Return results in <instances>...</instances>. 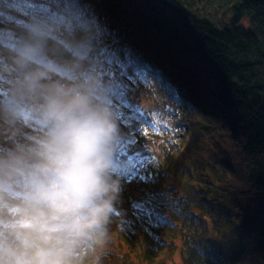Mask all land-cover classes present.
Here are the masks:
<instances>
[{"label":"trees","instance_id":"16d2710c","mask_svg":"<svg viewBox=\"0 0 264 264\" xmlns=\"http://www.w3.org/2000/svg\"><path fill=\"white\" fill-rule=\"evenodd\" d=\"M236 1L240 4L235 12L242 14L251 9L254 21L261 20L264 28V11L258 9V5L264 8V0ZM27 2L0 0V42L5 47L0 48V56L4 55L8 60V63L0 62L1 73L7 70L11 74L20 73L13 53L24 40L26 31L32 28H22L25 10L29 7ZM170 2L176 3L177 7ZM140 3L143 4L141 16L156 17L152 22H157V28L169 26L173 38L177 37L183 49L179 55H172L170 61L153 69L160 73L163 83L156 78L153 80L161 84L160 87L169 89L170 86L174 90L172 94L162 89L158 93L165 110L183 108L184 105L190 110L192 119L187 121H190L191 141L185 147L174 141L165 153L162 145L152 138L158 136L156 131L152 136L139 130L132 138L129 133L134 128L129 127L134 125L127 123V114L120 115L113 109L111 99L103 95L98 77L92 72L87 75L95 84L97 100L115 117L117 136L113 166L126 180L119 182L120 191L114 203L117 214L113 213L107 226L105 242L86 250L80 263L175 264L181 254L182 264H244L257 255L255 244L257 252L264 254V246L260 244L264 240V60L260 59L264 58V44L262 52L241 53L234 46L241 38H224L227 33L220 31L227 30L230 24L219 26L202 13L198 15L200 17L193 15V11L186 10L177 0ZM158 4L162 9L166 4L173 16L177 12L174 19L181 16L176 19L178 23L166 18L165 9L158 14ZM35 6L34 20L40 19L39 13H46L47 18L40 21L39 28L48 41L47 54L50 58L51 55L58 58L60 50H54L56 46L50 42L49 35L61 15L50 16L43 5ZM49 6L55 8L51 2ZM137 8L132 4L127 15H134ZM115 27L119 30L118 22ZM120 37L128 41L121 31ZM188 38L195 42H189ZM226 53L228 56L224 57ZM134 61V57L129 59L130 63ZM54 62L61 76L60 66ZM82 62L87 64L89 60ZM61 64L68 68V57ZM244 64L249 67L243 69ZM140 78L143 82L149 81L144 76ZM199 109L211 114L204 117ZM211 115L218 118L219 124L210 118ZM137 117L149 124L144 116ZM236 123L237 131L234 132ZM140 136L147 140L144 148H124L128 139L132 142L130 147ZM241 149L245 154L244 164L232 161ZM166 164L170 168L164 175L149 178L146 174L137 180V165L147 166V171L149 168L161 169ZM182 171L183 179L177 187L169 186L167 178H181ZM118 176L114 169V178L119 180ZM251 188L260 192L261 197L252 194ZM236 199H241L243 204L237 202L236 206ZM254 203L256 208L253 207L251 215L243 218L239 206L245 209ZM224 216L236 224L230 227L231 224L223 220ZM194 225L199 228L198 233L194 231ZM187 237L191 241H187ZM167 240L170 244L165 248L164 241Z\"/></svg>","mask_w":264,"mask_h":264},{"label":"clouds","instance_id":"9594fccd","mask_svg":"<svg viewBox=\"0 0 264 264\" xmlns=\"http://www.w3.org/2000/svg\"><path fill=\"white\" fill-rule=\"evenodd\" d=\"M47 49L33 26L13 53L40 131L0 148V264H80L105 242L120 191L113 113L88 77H61Z\"/></svg>","mask_w":264,"mask_h":264},{"label":"bare ground","instance_id":"6f19581e","mask_svg":"<svg viewBox=\"0 0 264 264\" xmlns=\"http://www.w3.org/2000/svg\"><path fill=\"white\" fill-rule=\"evenodd\" d=\"M141 0H116V2L120 5H125L126 9L129 8L131 6V4H138ZM177 1H187V0H177ZM192 2H198L201 0H189ZM205 1H210V2H214L216 5V9H217V15L219 16V13L221 10L225 11V15L228 13L229 14V20H226L227 22L225 23V25H229L225 30H220L224 33H227L224 38H241V40L239 42H237L234 46L238 47V50L241 53H247V52H257V51H261L262 52V46L264 44V28L263 26H261V20H256L254 21L253 15L251 13V9L249 11H246L245 13L240 14V12H235V10L237 9V7H239V2L236 0H205ZM171 3V2H170ZM171 5L173 7H177L176 3H171ZM136 6H140L139 8H137V11H140V14L136 13L133 15L135 18V23L142 25L144 30H148L151 26V24H153V19L156 18H143L141 16V12H142V6L140 5H136ZM160 5H158L155 8L158 14L163 13V10L165 9L166 12V17H170L171 19L174 18L175 15H178L177 12H175V15L173 16V13L171 12L170 8L167 7L166 4H164V8L162 9V7H159ZM241 7V6H240ZM226 9V10H225ZM258 9L260 12L264 11V8H262L261 6L258 5ZM239 11V9H238ZM201 13L197 14L200 15ZM219 20L221 21V17L219 16ZM233 29V30H231ZM243 32V33H240ZM126 32H123L122 34H125ZM223 33V34H224ZM145 33L141 34V37H144ZM192 38H188V41L190 42ZM166 41V39H164L163 43ZM228 54L226 53L224 55V57H227ZM260 58V57H259ZM260 59L264 60L263 57H261ZM247 67H249L248 64H244L242 66L243 69H246ZM210 118H214L216 119L215 122H217L219 124V120L217 117L214 116H210ZM218 125V129H219ZM244 158H245V154L243 152V150L241 149L239 151V155L233 158V162L238 163V164H244ZM237 202L239 204H243V201L241 199H236L235 205L237 204ZM237 206V205H236ZM256 208L255 203L254 206L251 204L249 206H247L245 209H243L241 206H239V208H241L242 210V217L246 218L247 216L251 215V211L252 209ZM261 245L264 246V240L261 241L260 243ZM254 250L255 253H257V246L255 244L254 246ZM257 260H259L261 263L264 264V261L260 260L258 258V255L254 256ZM262 259H264L263 255H262Z\"/></svg>","mask_w":264,"mask_h":264},{"label":"rangeland","instance_id":"374dc122","mask_svg":"<svg viewBox=\"0 0 264 264\" xmlns=\"http://www.w3.org/2000/svg\"><path fill=\"white\" fill-rule=\"evenodd\" d=\"M182 2V5L183 6H185L186 7V10H191V11H193L194 12V14L193 15H196V16H198L197 14H199V13H202L203 15H205V17H209V18H211L212 20H213V22L214 23H216V24H219V26H222L223 24H225L227 21L226 20H229V14L227 13L226 15H225V11L224 10H221L220 11V13H219V16L221 17V21L219 20V16L217 15V9H216V5H215V3L214 2H210V1H205V0H201V1H198V2H192V1H189V0H187V1H181ZM136 5H138V4H136ZM159 5V4H158ZM131 6H132V4H131ZM109 8L108 9H111V8H113L114 6H113V4H110L109 6H108ZM65 9V8H64ZM66 10V9H65ZM226 10V9H225ZM101 16V15H100ZM180 17L181 16H176V19H180ZM198 17H200V16H198ZM100 18H102V17H100ZM167 19H170V17H166ZM176 19H174V18H172V19H170L169 21H173V20H175V22L176 23H178L177 21H176ZM225 22V23H224ZM87 36V38H90V36L89 35H86ZM176 40H177V37L175 38ZM195 39H191V41L192 42H195L194 41ZM173 51H176V46H174L173 47ZM143 95H147V93H143ZM145 104H147V100L145 101ZM149 105H156L153 101H151V100H149ZM160 115V112L159 113H157V112H155L154 113V116L155 117H158ZM187 116H188V118H189V116H191V114H188V112H187V114H186ZM1 117H3V113H2V111L0 110V118ZM189 119H192V118H189ZM166 120H167V122L170 124L171 123V121L173 120V118L171 117V115H167V118H166ZM236 126H237V123L235 124V126H234V132H236L237 131V129H236ZM169 127H172V125H169ZM138 131V129H136V131H134L133 133H131V137L133 138L135 135H138V134H136V132ZM0 132L2 133V129H1V127H0ZM233 132V133H234ZM186 136H188V134H186ZM166 143V145H171L172 144V142H171V139L169 138V139H167V141L165 142ZM189 143V138H186L185 140H184V142L182 143V146L183 147H185L187 144ZM193 145V144H192ZM194 147V146H193ZM182 168L183 167H181V170H182ZM184 171H182V176H181V178H173V177H170V178H167V180H168V182L170 183V184H175L177 181L180 183L181 181H182V177H183V175H184V173H183ZM118 178H119V182H121L122 181V179L118 176ZM242 182V180L241 179H239V183H241ZM166 183V182H165ZM167 184V183H166ZM251 190L253 191V193L252 194H255V196H258V197H261V195H260V192H257L254 188H251ZM223 220L224 221H226V223L227 224H231V226L230 227H232V224L234 223L233 221H231L230 220V218L229 217H227V216H224L223 217ZM240 222H238L237 224H239ZM234 224H236V223H234ZM189 226L191 227V225L189 224ZM194 231L196 232V233H198V231H199V228L197 227V225H194ZM187 241H191V239L189 238V237H187ZM165 243H164V247L166 248V247H169V240H167V241H164ZM163 245V244H162ZM165 250H169V249H164V251ZM84 253H86V251L84 252ZM257 255H258V258L260 259V260H262V261H264V259H262V254H261V252L260 253H258L257 252ZM263 257H264V254H263ZM182 262H183V258H182V256H181V254L176 258V262H175V264H182ZM260 261L259 260H257L255 257L254 258H251V259H249V261L248 262H246V263H244V264H258ZM81 264V263H80ZM260 264H263V263H260Z\"/></svg>","mask_w":264,"mask_h":264},{"label":"snow or ice","instance_id":"6c2138e0","mask_svg":"<svg viewBox=\"0 0 264 264\" xmlns=\"http://www.w3.org/2000/svg\"><path fill=\"white\" fill-rule=\"evenodd\" d=\"M138 59V58H137ZM144 67L147 69V71L144 73V77L145 79H147L149 76H152L153 78H156L158 80L161 81V83H163V80L160 76L159 72L154 71L149 65L147 64H143ZM169 91L172 92L174 91L170 86H169Z\"/></svg>","mask_w":264,"mask_h":264}]
</instances>
